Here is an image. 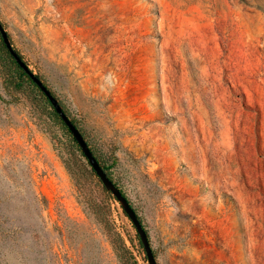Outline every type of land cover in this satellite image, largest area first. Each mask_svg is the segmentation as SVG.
<instances>
[{
  "label": "rangeland",
  "instance_id": "1",
  "mask_svg": "<svg viewBox=\"0 0 264 264\" xmlns=\"http://www.w3.org/2000/svg\"><path fill=\"white\" fill-rule=\"evenodd\" d=\"M0 21L114 163L157 264H264V0H0ZM2 73L0 264H150L121 202Z\"/></svg>",
  "mask_w": 264,
  "mask_h": 264
},
{
  "label": "trees",
  "instance_id": "2",
  "mask_svg": "<svg viewBox=\"0 0 264 264\" xmlns=\"http://www.w3.org/2000/svg\"><path fill=\"white\" fill-rule=\"evenodd\" d=\"M18 51V50H17ZM21 55V54H20ZM22 57V55H21ZM23 58V57H22ZM0 64L3 68V73L2 76L4 78L6 87L10 90H14L17 93H23L24 95H26L28 98L32 99L33 103L36 104L37 109L44 111L45 109H48V111H50L49 116L55 120V122L61 127L64 136L67 137V139L69 140V142L71 143L74 152L71 153V158L73 156L74 153H79L82 157L86 158V156L84 155L82 149L80 148L77 140L75 139V137L73 136L72 132L70 131L69 127L65 124V122L63 121V119L61 118V116L57 113L56 109L53 107L51 101L49 100V98L47 97V95L44 93V91L38 86V84L32 79V77L20 66V64L16 61V59L14 58V56L11 54V52L9 51V49L6 47V44L4 43V40L1 36L0 33ZM38 75V74H37ZM39 76V75H38ZM40 77V76H39ZM41 78V77H40ZM45 83V82H44ZM46 84V83H45ZM53 93V92H52ZM54 94V93H53ZM15 95V94H14ZM55 95V94H54ZM3 99V97H0ZM9 102V101H8ZM61 103V102H60ZM64 108V107H63ZM64 110L66 111V113L69 115L70 114L67 112V110L64 108ZM71 118V117H70ZM72 121L78 126V124L76 123V121L71 118ZM80 129V128H79ZM81 130V129H80ZM82 131V130H81ZM83 133V132H82ZM84 135V133H83ZM85 136V135H84ZM86 138V137H85ZM87 140V139H86ZM88 142V141H87ZM89 143V142H88ZM90 145V143H89ZM91 149L93 150L94 154L96 155L97 159L99 160L100 164L103 166V168L105 169V171L107 172V174L109 175V177L113 180V182L117 185V182L114 180L113 178V171L112 168L114 166V163L110 162L108 159L104 158V156L100 153H97L96 150L90 145ZM87 160V164L90 167V171L92 173H94L96 176L97 173L94 171V169L92 168L91 164L89 163L88 159ZM99 177V176H98ZM100 179V178H99ZM101 181V180H100ZM104 189L111 195L112 192L109 191L107 188ZM123 194L125 195L124 191L122 189H120ZM126 196V195H125ZM127 197V196H126ZM128 199V197H127ZM129 200V199H128ZM130 202V200H129ZM132 205V204H131ZM133 207V205H132ZM134 208V207H133ZM134 210L136 211V209L134 208ZM137 215L139 216L141 222L142 218L140 217V215L138 214V212L136 211ZM127 215V214H126ZM128 216V215H127ZM144 225V224H143ZM145 227V226H144ZM146 229V227H145ZM147 231V229H146ZM148 233V232H147ZM139 241L140 244L141 240L139 237ZM143 246V245H142ZM117 248L119 251H122L120 253L121 257L124 258L125 252L127 251V248L125 247V245L121 244L117 245Z\"/></svg>",
  "mask_w": 264,
  "mask_h": 264
},
{
  "label": "water",
  "instance_id": "3",
  "mask_svg": "<svg viewBox=\"0 0 264 264\" xmlns=\"http://www.w3.org/2000/svg\"><path fill=\"white\" fill-rule=\"evenodd\" d=\"M0 33L6 44V47L9 49L11 54L14 56L16 61L20 64V66L32 77V79L38 84V86L44 91L47 95L49 100L51 101L53 107L56 109L57 113L61 116L65 124L69 127L70 131L72 132L73 136L77 140L80 148L82 149L84 155L88 159L89 163L91 164L94 171L99 176L100 180L104 184V186L112 192V194L116 197L118 201L121 202L122 207L125 213L133 222L138 235L140 237L141 243L144 247L146 252L148 261L150 264H157L156 257L151 246L149 235L141 222L139 216L137 215L136 211L132 207L131 203L127 199V197L123 194L120 188L113 182V180L109 177L103 166L100 164L99 160L97 159L96 155L94 154L93 150L91 149L89 143L87 142L85 136L83 135L82 131L77 127V125L72 121L69 115L63 108V105L60 103L59 99L52 93L49 87L44 83V81L34 73L29 65L25 62V60L21 57L20 53L15 49L12 44L10 35L8 31L5 29L3 23L0 21Z\"/></svg>",
  "mask_w": 264,
  "mask_h": 264
}]
</instances>
